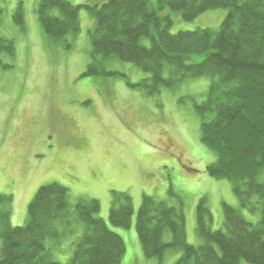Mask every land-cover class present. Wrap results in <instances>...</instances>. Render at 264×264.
I'll use <instances>...</instances> for the list:
<instances>
[{"label": "rangeland", "instance_id": "obj_1", "mask_svg": "<svg viewBox=\"0 0 264 264\" xmlns=\"http://www.w3.org/2000/svg\"><path fill=\"white\" fill-rule=\"evenodd\" d=\"M68 1L81 6L80 31L53 38L40 19L41 0H0V36L15 46L13 56L3 55L10 66L0 67V193L13 197L12 225L27 224L36 192L54 182L68 188L73 213L80 199L99 200V216L125 242L121 264H174L181 257L180 250H169L162 259L144 255L137 217L145 194L183 206L192 245L203 242L197 230L203 197L214 230L224 227L225 203L257 223L261 212L241 207L233 183L207 172L217 156L201 140L196 104L206 100L212 79H187L150 93L138 85L149 73L118 58L103 61L113 74L83 75L92 60L90 32L96 27L88 6L108 0ZM150 6L161 18H172L173 34L218 30L228 13L219 8L187 21L169 7L160 9L158 0H150ZM18 10L22 23L15 20ZM141 43L150 47L152 41L144 37ZM259 181L264 182V171ZM114 192L133 199L130 227L110 221ZM73 229L70 237L46 243L62 263L72 258L84 227L79 222Z\"/></svg>", "mask_w": 264, "mask_h": 264}, {"label": "trees", "instance_id": "obj_2", "mask_svg": "<svg viewBox=\"0 0 264 264\" xmlns=\"http://www.w3.org/2000/svg\"><path fill=\"white\" fill-rule=\"evenodd\" d=\"M158 1L160 9L169 7L187 21L219 8L228 13L218 30L173 34L172 18H161L150 0H108L88 6L96 27L90 32L92 60L83 75L113 74L103 61L118 58L149 73L138 85L150 93L187 79L211 78L206 100L196 104L201 140L217 156L207 172L230 180L241 207L260 211L261 219L253 223L225 203L224 227L214 230L213 214L203 197L197 208L203 242L196 246L187 240L183 206L145 194L137 217L143 253L162 259L169 250H180L174 264H264V182L259 181L264 171V0ZM80 7L68 0H41L39 14L46 33L62 38L79 32ZM55 10L59 15L53 14ZM15 20L23 22L21 10ZM144 37L151 39L150 47L141 43ZM6 53L14 55V42L0 36V67L10 66L3 61ZM12 202L11 195L0 193V264L122 263L125 242L99 216V200L80 199L73 213L67 187L56 182L43 185L28 206L27 224L19 227L11 223ZM133 213L132 197L114 192L111 223L130 227ZM79 222L84 230L74 242L72 258L68 263L56 260L47 240L70 237Z\"/></svg>", "mask_w": 264, "mask_h": 264}]
</instances>
